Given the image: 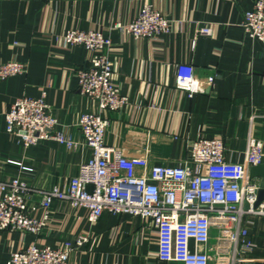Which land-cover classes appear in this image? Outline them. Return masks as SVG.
<instances>
[{"label":"crops","instance_id":"0c3cea01","mask_svg":"<svg viewBox=\"0 0 264 264\" xmlns=\"http://www.w3.org/2000/svg\"><path fill=\"white\" fill-rule=\"evenodd\" d=\"M253 1L0 0V63L25 64L23 74L0 81V181H24L31 215L41 219L40 191L66 188L91 156L77 124L83 113L99 111L78 92L76 71L86 64L88 52L63 45L61 37L69 30L100 31L111 39L113 81L128 103L117 112L100 111L109 121L104 135L108 146L163 165L187 159L197 138L222 139L232 162L243 161L251 137L264 148V47L241 26ZM144 5L170 19L168 34L136 39L114 28L129 24ZM202 27H209L210 34H200ZM180 63L191 64L199 78L215 76L213 87L188 97L175 87ZM42 92L57 120L56 130L76 143L74 149L55 140L24 147L6 132L5 115L14 101ZM250 220L249 236L256 247L249 261L240 264H264V217ZM215 234L213 230L211 247L220 246L215 250L222 254L226 250L215 244ZM79 236L87 241L73 249L69 264H179L157 259V232L150 221L105 213L90 223L84 209L65 201L53 203L38 236L0 231V264L30 245L61 249Z\"/></svg>","mask_w":264,"mask_h":264},{"label":"built area","instance_id":"2783aa9c","mask_svg":"<svg viewBox=\"0 0 264 264\" xmlns=\"http://www.w3.org/2000/svg\"><path fill=\"white\" fill-rule=\"evenodd\" d=\"M241 26L246 36L264 47V0L253 1L251 9L242 14ZM114 28L136 39L157 37L170 32L171 21L151 5H144L129 24L117 23ZM199 33L209 35L210 28L202 27ZM61 39L65 47L79 46L88 52L86 64L76 71L77 89L95 102L99 113H83L77 125L91 156L66 188L40 191L41 219L31 215L34 208L27 206L30 189L24 181L19 177L0 181V231L38 236L53 203L65 201L73 209H84L90 223L105 213L150 221L157 232L156 257L161 262L209 264L213 258L224 264L247 263V256L256 247L249 236L250 218L264 217V200L253 207L261 182L250 184L248 169L264 163L263 143L254 137L248 139L242 162L230 161L223 140L217 137L192 141L188 158L176 165L150 164L145 158L123 155L105 143L109 121L100 114L117 112L128 103L113 81L111 39L94 30H69ZM24 72L25 64L19 61L0 63V81ZM214 81L212 75L199 78L191 64L176 66L175 87L188 97L209 91ZM56 126L45 92L37 98L16 99L5 115L6 132L24 147L55 140L74 149L76 143ZM213 230L215 244L226 250L222 254L216 251L220 246L216 245V250L211 247ZM86 241L87 237L79 236L61 249L33 244L12 253L5 264H69L73 249Z\"/></svg>","mask_w":264,"mask_h":264},{"label":"water","instance_id":"95a60500","mask_svg":"<svg viewBox=\"0 0 264 264\" xmlns=\"http://www.w3.org/2000/svg\"><path fill=\"white\" fill-rule=\"evenodd\" d=\"M257 181L259 180L261 182L259 189L256 191V199L253 204V207H258L264 200V163H261L259 165L251 166L248 169V181ZM245 208H248L249 205L245 203Z\"/></svg>","mask_w":264,"mask_h":264},{"label":"rangeland","instance_id":"374dc122","mask_svg":"<svg viewBox=\"0 0 264 264\" xmlns=\"http://www.w3.org/2000/svg\"><path fill=\"white\" fill-rule=\"evenodd\" d=\"M219 262H220V261H218V262H217V261H215V262H214V264H221V263H219ZM222 264H223V263H222Z\"/></svg>","mask_w":264,"mask_h":264}]
</instances>
